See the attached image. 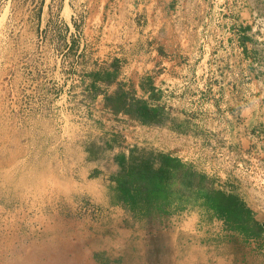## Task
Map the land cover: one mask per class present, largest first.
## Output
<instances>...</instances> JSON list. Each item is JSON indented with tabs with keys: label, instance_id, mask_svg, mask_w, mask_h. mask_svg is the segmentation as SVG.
<instances>
[{
	"label": "rangeland",
	"instance_id": "obj_1",
	"mask_svg": "<svg viewBox=\"0 0 264 264\" xmlns=\"http://www.w3.org/2000/svg\"><path fill=\"white\" fill-rule=\"evenodd\" d=\"M88 1L0 0V264H264V0H188L203 36L172 47L203 72L181 93L100 42ZM116 94L151 122L113 113ZM130 174L136 205L113 181Z\"/></svg>",
	"mask_w": 264,
	"mask_h": 264
},
{
	"label": "crops",
	"instance_id": "obj_2",
	"mask_svg": "<svg viewBox=\"0 0 264 264\" xmlns=\"http://www.w3.org/2000/svg\"><path fill=\"white\" fill-rule=\"evenodd\" d=\"M187 2L188 0H89L85 7L89 8L90 26L93 29L97 28V31L100 30L106 37L104 40L101 37L100 42H106L110 47L117 44L129 45L135 49V58L142 59V62L139 63L140 68L144 69L145 67L150 70L151 80L155 82L156 78H163L165 81L163 87L168 88L170 93H181L188 86L185 79L188 74L198 77V74L203 72L196 67H187V61H198L203 56L197 57L195 53L175 51L172 47L173 38L178 39L179 43L186 40L187 35L183 34L187 33V29H198V36H203L200 34L203 25L201 23L198 25L197 22L191 25L189 22L188 14L192 9L187 6ZM98 10L99 14L97 15L95 13ZM194 11L196 13V9ZM118 34L122 37H119ZM205 76L208 74L206 73ZM210 76H212V71ZM193 85L198 86L197 83ZM224 85L227 89L229 88L228 79ZM156 86L155 82L153 87ZM198 87H202V84ZM140 91L144 94L148 93L144 87H141ZM147 98H149V94ZM183 104L184 101L181 98L174 99L172 97L163 101L165 108L183 106ZM155 239L157 237L152 239L150 250L159 252L163 247L157 248L158 243H153ZM162 245L166 251V242Z\"/></svg>",
	"mask_w": 264,
	"mask_h": 264
},
{
	"label": "trees",
	"instance_id": "obj_3",
	"mask_svg": "<svg viewBox=\"0 0 264 264\" xmlns=\"http://www.w3.org/2000/svg\"><path fill=\"white\" fill-rule=\"evenodd\" d=\"M118 97V98H117ZM116 98L121 104L119 107H114L111 109L113 113H120L127 116H133L134 114L142 115L144 114L147 119L149 115H154L155 111L151 110L143 101L132 99V103H128L126 101H122L119 98L118 94H116ZM146 122H151L150 119H147ZM159 166L162 168V171H171L176 166H180V162L177 159L171 156L159 155L156 160ZM133 163V161H132ZM142 173V172H141ZM139 174L134 175L130 174L128 177V181H123L119 178H114L113 181L116 183L117 190L121 193V199L123 202L128 204H137L136 193L138 192V187L136 186V182L132 179V177H138ZM144 176V172L141 174ZM145 178V177H144ZM207 201L209 208L215 210L217 214L221 217H224L228 222L232 221V217H237L240 214H247L242 211L241 204L231 195H221V199L217 200L212 197V195L208 194ZM148 198V197H147ZM136 201V202H135ZM152 208L163 210L162 205H152ZM243 212V213H242Z\"/></svg>",
	"mask_w": 264,
	"mask_h": 264
}]
</instances>
